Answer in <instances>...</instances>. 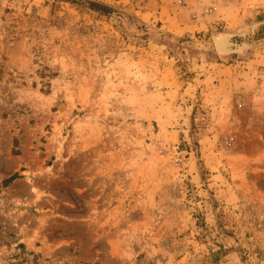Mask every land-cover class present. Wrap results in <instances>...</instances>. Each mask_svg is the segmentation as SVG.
I'll return each mask as SVG.
<instances>
[{
    "label": "rangeland",
    "instance_id": "rangeland-1",
    "mask_svg": "<svg viewBox=\"0 0 264 264\" xmlns=\"http://www.w3.org/2000/svg\"><path fill=\"white\" fill-rule=\"evenodd\" d=\"M0 264H264V0H0Z\"/></svg>",
    "mask_w": 264,
    "mask_h": 264
},
{
    "label": "trees",
    "instance_id": "trees-1",
    "mask_svg": "<svg viewBox=\"0 0 264 264\" xmlns=\"http://www.w3.org/2000/svg\"><path fill=\"white\" fill-rule=\"evenodd\" d=\"M68 1H70V0H68ZM71 1H74V0H71ZM90 5H91V8H93L94 10H96L98 12L103 13V12L107 11L106 7L101 6V5H99V4L95 3V2L90 3Z\"/></svg>",
    "mask_w": 264,
    "mask_h": 264
}]
</instances>
